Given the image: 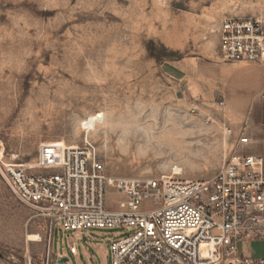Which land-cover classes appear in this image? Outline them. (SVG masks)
Masks as SVG:
<instances>
[{
    "label": "rangeland",
    "instance_id": "obj_1",
    "mask_svg": "<svg viewBox=\"0 0 264 264\" xmlns=\"http://www.w3.org/2000/svg\"><path fill=\"white\" fill-rule=\"evenodd\" d=\"M230 17L264 22V0H0V170L63 141L89 146L110 177L207 179L244 128L254 143L240 152L264 156V62L220 57L217 29ZM151 137L172 150L159 151ZM122 199L107 193L109 208ZM83 232L75 257L0 174L4 260L42 264L52 249L71 264H112L114 231ZM249 250L264 258V242Z\"/></svg>",
    "mask_w": 264,
    "mask_h": 264
},
{
    "label": "built area",
    "instance_id": "obj_2",
    "mask_svg": "<svg viewBox=\"0 0 264 264\" xmlns=\"http://www.w3.org/2000/svg\"><path fill=\"white\" fill-rule=\"evenodd\" d=\"M217 31L223 60L264 62L263 20L230 17ZM253 143L244 128L207 179L110 177L89 146L55 143H41L33 163H3L0 174L17 200L51 219L75 257L83 231L100 228L114 231L112 264H264L249 250L264 242V156L239 150ZM109 190L123 196L114 208ZM62 257L71 264L66 251L52 249L42 264H62ZM0 264L11 263L0 257Z\"/></svg>",
    "mask_w": 264,
    "mask_h": 264
},
{
    "label": "bare ground",
    "instance_id": "obj_3",
    "mask_svg": "<svg viewBox=\"0 0 264 264\" xmlns=\"http://www.w3.org/2000/svg\"><path fill=\"white\" fill-rule=\"evenodd\" d=\"M147 142H149V144L156 145V147L159 151H162V152L164 151L165 153H168L169 151L172 150V147L170 145H168L167 142H163L159 137H155V138L151 137ZM45 143H55V144L62 145V146L66 145L63 141H52V142H45ZM3 149H4L3 143L0 139V160L3 157ZM173 170H174V174H176V175H179L182 173V168H180L179 166L173 167ZM27 240H29V241H40L41 236L39 234L28 233L27 234Z\"/></svg>",
    "mask_w": 264,
    "mask_h": 264
},
{
    "label": "water",
    "instance_id": "obj_4",
    "mask_svg": "<svg viewBox=\"0 0 264 264\" xmlns=\"http://www.w3.org/2000/svg\"><path fill=\"white\" fill-rule=\"evenodd\" d=\"M0 257H2V254L0 253ZM60 263H65L66 261H68V257H62L60 260Z\"/></svg>",
    "mask_w": 264,
    "mask_h": 264
},
{
    "label": "crops",
    "instance_id": "obj_5",
    "mask_svg": "<svg viewBox=\"0 0 264 264\" xmlns=\"http://www.w3.org/2000/svg\"><path fill=\"white\" fill-rule=\"evenodd\" d=\"M99 249H101V246H100V248ZM99 249H98V251H99Z\"/></svg>",
    "mask_w": 264,
    "mask_h": 264
}]
</instances>
